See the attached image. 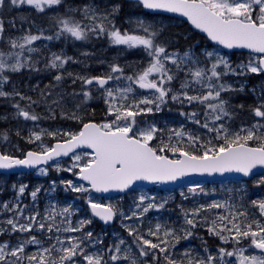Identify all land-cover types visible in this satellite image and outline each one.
Masks as SVG:
<instances>
[{
	"label": "snow or ice",
	"instance_id": "obj_1",
	"mask_svg": "<svg viewBox=\"0 0 264 264\" xmlns=\"http://www.w3.org/2000/svg\"><path fill=\"white\" fill-rule=\"evenodd\" d=\"M0 264H264V0H0Z\"/></svg>",
	"mask_w": 264,
	"mask_h": 264
}]
</instances>
